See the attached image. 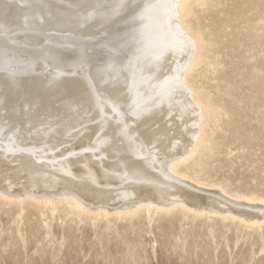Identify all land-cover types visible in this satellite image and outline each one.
<instances>
[{
	"label": "bare ground",
	"instance_id": "bare-ground-1",
	"mask_svg": "<svg viewBox=\"0 0 264 264\" xmlns=\"http://www.w3.org/2000/svg\"><path fill=\"white\" fill-rule=\"evenodd\" d=\"M34 1L45 2L52 10L39 8V17H55L58 6L64 23L83 14L92 35L87 39L94 42L86 48L89 56L77 68L73 81L65 78L75 88L61 102L60 113H50L59 107L51 95L36 100L39 92L33 94L43 87V71L58 65V53L67 49L59 42H47L45 35L37 40L40 33H30L37 28L35 23L21 25L32 17L34 10L29 9ZM208 2L0 0V96L6 97L0 99V110H8L9 103L17 106L12 107L15 113H0V138L5 140L0 144V194L24 198L33 192L42 200L62 197L64 202L76 197L80 201L72 202L77 206L85 203L87 208L109 212L136 204L165 207L176 201L244 223L264 222V198L233 199L210 187L213 185L206 187L186 179L187 173L179 169L211 142L206 123L198 126L202 112L197 113L196 102L183 98L189 74L204 54L198 34L189 25V35L183 28L187 18L195 14L193 4ZM125 27L135 38L123 35ZM104 32L107 34L101 36ZM182 45L190 48L183 53ZM113 48L117 51H110ZM105 52H111L110 59L95 56ZM83 74L86 82L78 84ZM196 99L202 102L200 97ZM30 103L37 107L21 113ZM11 132L16 133L12 142L4 136ZM13 144L17 147L10 149Z\"/></svg>",
	"mask_w": 264,
	"mask_h": 264
},
{
	"label": "rangeland",
	"instance_id": "rangeland-1",
	"mask_svg": "<svg viewBox=\"0 0 264 264\" xmlns=\"http://www.w3.org/2000/svg\"><path fill=\"white\" fill-rule=\"evenodd\" d=\"M208 1L207 5L193 4L195 14L187 18L183 28L189 35V25L198 34L201 41L198 44L204 53L189 74L190 84L188 87L186 84L183 98L186 102L189 98L196 102L197 113L203 114L199 115L198 126L206 123V136L211 142L179 169L187 173L186 179L206 187L213 185L210 187L233 199L264 198V0ZM33 3L36 4L29 9V12L34 10L32 17L24 19L21 25L33 22L37 28L30 33H40L37 40L46 36L49 43L67 46L57 55L60 63L43 71L42 89L33 90V94L39 92L36 100L51 95L59 107L50 113H60L61 102L75 88L70 82L78 73L77 68L84 65L89 56L87 49L94 42L87 39L92 35L83 14L71 16L64 23L65 18L59 19L60 6L55 17H39L37 12L49 8L45 2ZM117 31L120 37L122 29ZM125 32L126 38H135L126 27ZM188 47L182 45L183 53ZM97 54L100 60L112 55L111 52ZM66 76L71 81L65 80ZM86 77L83 74L78 84L85 83L82 79ZM2 96L0 99L6 98ZM27 106L21 113L37 107L32 103ZM12 107L17 109L9 103L8 110L0 113H15ZM8 134L5 138L14 141L16 133ZM14 147L17 145L9 148ZM3 193L0 194V264H264V222L244 223L176 201L165 207L136 204L129 210L109 212L87 208L85 203L77 206L72 202L76 197L64 202L62 197L42 200L32 195L33 192L24 198H11L7 192Z\"/></svg>",
	"mask_w": 264,
	"mask_h": 264
}]
</instances>
